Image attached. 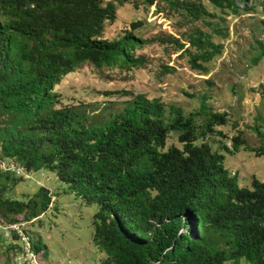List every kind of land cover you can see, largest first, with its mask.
<instances>
[{
    "label": "trees",
    "instance_id": "trees-1",
    "mask_svg": "<svg viewBox=\"0 0 264 264\" xmlns=\"http://www.w3.org/2000/svg\"><path fill=\"white\" fill-rule=\"evenodd\" d=\"M208 1L236 14L245 0ZM126 2L178 14L190 28L184 41L169 42L188 55L192 68L205 70L204 63L222 52L214 35L225 32L202 0H0V164L8 159L31 173L54 172L71 192L96 203L92 240L105 254L101 264H264V180L252 177L250 187L240 186L224 166L225 155L197 143L227 122L206 95L188 114L129 91L122 92L132 99L105 120L82 106L56 107L54 86L82 65L142 67L146 56L136 50L167 42L138 36L142 21L105 38V24ZM199 21L210 31L192 25ZM257 42L255 61L264 52ZM197 115H205L200 127ZM172 131L182 147L164 150ZM259 134L262 143L252 151L264 156ZM231 141V149L224 145L229 154L246 147L238 136ZM21 178L0 171V223L37 218L51 203L43 186L27 201L7 196ZM11 245L13 264L18 245Z\"/></svg>",
    "mask_w": 264,
    "mask_h": 264
},
{
    "label": "rangeland",
    "instance_id": "rangeland-1",
    "mask_svg": "<svg viewBox=\"0 0 264 264\" xmlns=\"http://www.w3.org/2000/svg\"><path fill=\"white\" fill-rule=\"evenodd\" d=\"M202 2L217 15L213 20L219 21V27L225 32L222 37L214 35V41L223 44L222 52L204 63L205 70L192 68L188 55L169 42L171 37L184 41L190 28L181 23L178 14L167 8L156 11L154 5L117 4L115 20L105 24V38H118L131 28L132 22L142 21V26L134 31L138 36H160L167 42L153 41L137 49L136 54L146 56L142 67L127 70L82 65L54 86L59 101L56 107L82 106L96 113L95 119L105 120L132 99L122 92L129 91L149 98L158 97L167 106L179 105L188 114L198 110L201 96L206 95L212 110L226 112L227 122L216 126L215 133L199 138L197 143L203 140L213 150L222 152L224 166L237 176L238 184L250 187L252 177L264 180V156L252 151L262 143L259 133H264V52L259 60H254L261 52L257 40L264 44V0L238 2L240 10L236 14L227 9L222 11L208 0ZM220 16L224 20H220ZM192 25L210 31L200 21ZM204 117L196 116L197 126L202 125ZM233 136L244 139L246 147L240 146L238 151L229 154L224 145L231 149ZM171 145L182 147L175 131L169 133L164 150ZM4 162L15 163L8 159ZM29 174L21 178L7 196L27 201L41 186L52 195L48 209L27 225L33 245L39 248L41 264H101L105 254L92 240L98 205L86 203L71 192L54 172L41 169ZM3 239L0 264H11L8 257L12 241L8 237Z\"/></svg>",
    "mask_w": 264,
    "mask_h": 264
},
{
    "label": "built area",
    "instance_id": "built-area-1",
    "mask_svg": "<svg viewBox=\"0 0 264 264\" xmlns=\"http://www.w3.org/2000/svg\"><path fill=\"white\" fill-rule=\"evenodd\" d=\"M0 168L4 171L14 172L22 178L30 176L26 169L13 162H1ZM30 221L19 220L8 223H0V232L3 237H8L14 244L18 245V252L13 256V264H41V260L37 251H35L32 243V233L27 225Z\"/></svg>",
    "mask_w": 264,
    "mask_h": 264
}]
</instances>
